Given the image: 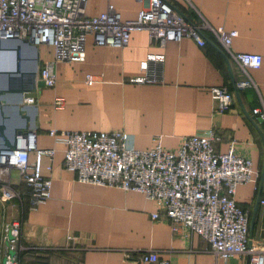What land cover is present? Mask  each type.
Returning a JSON list of instances; mask_svg holds the SVG:
<instances>
[{"label":"crops","instance_id":"obj_1","mask_svg":"<svg viewBox=\"0 0 264 264\" xmlns=\"http://www.w3.org/2000/svg\"><path fill=\"white\" fill-rule=\"evenodd\" d=\"M163 1L190 23H197L201 17L211 26L235 30L231 50L260 56L259 67L249 71L257 92L233 89L239 72L206 31H202L203 46L188 38L160 46L149 41L143 29L130 31L122 48L95 46L86 36L83 60L56 63L55 85L36 86L32 102L22 100L18 104L27 106L23 113L29 119L25 128L16 131L32 133L35 149L53 150L51 156L28 154L36 172L50 180L47 200L33 209L25 200L22 207L0 201V223L18 219L20 242L35 252L22 256L19 264H34L37 258L44 264H144L133 254L147 250L156 251L168 264H246L243 255L215 259L209 245L185 227L172 232L167 223L152 220L150 214L157 207L138 191L75 181L62 166L64 146L53 142L47 134L49 128L92 133L120 130L137 150L150 148L155 135L161 147L173 150L182 137L212 130L219 137L213 145L215 152L226 151L231 142L236 154L250 159L252 180L237 185L233 199L247 213L248 246L264 252V204H259L264 195V146L260 137L261 133L264 140V127L250 114L258 98L264 102V0ZM107 4L123 20L134 19L141 6L137 0H86L83 11L94 16ZM8 42L18 47L22 68L36 55L38 82L36 70L51 58V48L40 44L33 46L34 52L30 44ZM147 54L163 55L162 82H128V78L140 74L138 63ZM12 60L11 66L0 69H13L14 55ZM86 75L93 77L88 84L84 83ZM220 86L226 87L232 97L223 113L214 110L208 90ZM55 97L61 98L60 107L52 106ZM2 179L23 192L14 169ZM67 234L75 237L73 249L65 248Z\"/></svg>","mask_w":264,"mask_h":264},{"label":"built area","instance_id":"obj_2","mask_svg":"<svg viewBox=\"0 0 264 264\" xmlns=\"http://www.w3.org/2000/svg\"><path fill=\"white\" fill-rule=\"evenodd\" d=\"M86 0H0V41L25 40L32 46L40 44L51 48V58L36 70L44 87L55 85V65L58 62L76 63L83 60L84 42L90 36L95 46L122 48L135 29L146 31L149 41L162 46L168 41L182 38L204 45L202 31H206L222 53L239 72L233 89L240 91L257 87L249 71L259 67L261 59L256 53H236L231 50L235 30L211 26L199 17L190 23L163 0H137L140 8L134 19H121L111 4L94 16L83 11ZM162 54H147L139 61L140 74L128 78L134 84L162 82ZM84 77V83L92 81ZM214 110L225 112L231 105V92L223 86L209 87ZM23 101L31 103L32 98ZM62 100L55 97L52 106L60 107ZM253 120L264 127V102L251 108ZM264 129V128H263ZM54 143L64 146L62 166L72 173L77 182L109 186L123 191L140 192L156 205L152 220L167 223L172 232L180 226L199 236L209 245L215 259L226 260L239 255L246 264H264V252L248 246V217L233 199L237 185L252 180L250 159L236 154L229 142L226 151L215 152L213 145L219 137L212 130H199L182 137L178 146L165 149L159 136L152 137L148 149L137 150L128 143V135L120 130L105 133L85 131L57 132L47 129ZM51 156L53 150L35 149L33 134L19 132L14 135L13 146L0 149V201L18 203L26 201L30 209L49 197L50 180L36 172L35 163L28 154ZM14 169L23 192L11 187L2 178ZM264 204V195L259 199ZM160 211L161 214H158ZM9 237V238H8ZM66 249H73L75 237L65 235ZM33 249L20 242V221L0 223V258L3 264H18L19 251ZM12 251V254H8ZM144 264H168L156 251L133 254Z\"/></svg>","mask_w":264,"mask_h":264},{"label":"water","instance_id":"obj_3","mask_svg":"<svg viewBox=\"0 0 264 264\" xmlns=\"http://www.w3.org/2000/svg\"><path fill=\"white\" fill-rule=\"evenodd\" d=\"M9 40L0 41V53H6L9 58L8 66H11V61L14 55V68H8L7 70H1L0 74H7L13 76H8L7 78V90L8 92L13 94V99L15 103L12 105L14 109V113L16 115L17 121L12 124L11 130L9 129V125H7V118H2L0 120V149L9 148L13 146L14 135L19 133V130L16 131L17 128H25L26 122L29 117L27 114L23 113V110H27V106L18 105L22 100L26 98H32L34 96V89L36 86H40V81H35V69H36V55L30 60V64L27 67L22 68V62L20 60V55L18 52V47L14 46ZM18 41V40H16ZM19 42L24 43L29 46V43L25 40H20ZM35 52V48L32 46L31 48ZM219 51V50H218ZM220 52V51H219ZM14 53V54H13ZM222 57L226 61L225 56L221 53ZM26 69V70H24ZM19 121V122H18ZM253 126L254 123L252 122ZM257 128V127H256ZM8 133L9 138H6V134ZM260 133V132H259ZM260 137L264 146L263 136L260 133ZM264 167V163H263ZM262 176V174H261ZM262 178V177H261ZM251 226V221L249 223V227ZM9 238V237H8ZM12 251H9L8 254H12ZM4 258H0V264H3Z\"/></svg>","mask_w":264,"mask_h":264},{"label":"rangeland","instance_id":"obj_4","mask_svg":"<svg viewBox=\"0 0 264 264\" xmlns=\"http://www.w3.org/2000/svg\"><path fill=\"white\" fill-rule=\"evenodd\" d=\"M7 74H0V104H4V107L0 106V120L2 118H7V125H12L15 123L16 115L14 113V109L12 105L15 103V100L13 99V94L6 91L7 89ZM4 115V116H3Z\"/></svg>","mask_w":264,"mask_h":264},{"label":"trees","instance_id":"obj_5","mask_svg":"<svg viewBox=\"0 0 264 264\" xmlns=\"http://www.w3.org/2000/svg\"><path fill=\"white\" fill-rule=\"evenodd\" d=\"M25 205H26V203H25ZM32 253H35V252L29 251V250L19 251L17 254L18 264H19V261L21 260L22 256L27 255V254H32ZM34 264H44V261H42L41 258H37L34 261Z\"/></svg>","mask_w":264,"mask_h":264},{"label":"bare ground","instance_id":"obj_6","mask_svg":"<svg viewBox=\"0 0 264 264\" xmlns=\"http://www.w3.org/2000/svg\"><path fill=\"white\" fill-rule=\"evenodd\" d=\"M9 64V58L6 53H0V67H6Z\"/></svg>","mask_w":264,"mask_h":264}]
</instances>
